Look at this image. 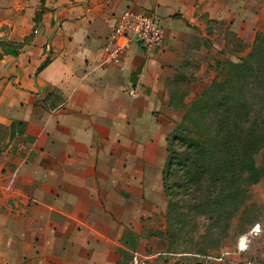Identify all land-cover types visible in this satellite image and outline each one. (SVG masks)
Segmentation results:
<instances>
[{
  "label": "crops",
  "instance_id": "crops-1",
  "mask_svg": "<svg viewBox=\"0 0 264 264\" xmlns=\"http://www.w3.org/2000/svg\"><path fill=\"white\" fill-rule=\"evenodd\" d=\"M127 8L155 17L163 40L152 52L132 43L118 67L103 47ZM215 25L222 46L251 43L264 0H0V264L187 254L154 231L166 136L182 115L174 87L202 48L190 39ZM3 42L22 44L13 55Z\"/></svg>",
  "mask_w": 264,
  "mask_h": 264
},
{
  "label": "trees",
  "instance_id": "trees-1",
  "mask_svg": "<svg viewBox=\"0 0 264 264\" xmlns=\"http://www.w3.org/2000/svg\"><path fill=\"white\" fill-rule=\"evenodd\" d=\"M1 44L5 52L15 55L22 43ZM227 64L222 78L213 80L184 107L166 136L163 191L167 211L176 223L200 225L212 220L229 206L224 203L227 199L241 206L243 186L264 176V152L260 150L264 147V94H260L264 89V34H255L252 50L244 59ZM246 82L257 90L252 104L239 89ZM253 153L263 156L260 169L254 168ZM180 195L188 196L189 202L174 200Z\"/></svg>",
  "mask_w": 264,
  "mask_h": 264
},
{
  "label": "rangeland",
  "instance_id": "rangeland-1",
  "mask_svg": "<svg viewBox=\"0 0 264 264\" xmlns=\"http://www.w3.org/2000/svg\"><path fill=\"white\" fill-rule=\"evenodd\" d=\"M215 26L216 31L213 34L216 36L201 39L202 42L190 39L194 47L202 44V48L198 47L197 51L193 52V62L185 65L183 77L174 87L175 98L172 106L178 112L182 113L184 107L213 80L222 78L228 67L227 61L238 62L252 50L254 39L251 43H243L241 39L229 37L222 46L223 38L218 33L217 25ZM256 33L264 34V27L258 29ZM239 89L247 102L250 101L252 104L253 100L257 99V90L251 86L250 82L241 84ZM260 94H264V89L260 91ZM260 150L264 152V147L263 149L260 147ZM254 153L252 154L254 168L260 169L264 155H254ZM188 199L186 195L174 197V200L183 201L184 204L189 202ZM238 201L241 203L239 207L233 199L225 200L224 203L229 206L218 211L220 214L212 220H206L200 225L194 222L176 223L171 219L173 217L166 208L163 224H160L158 218L157 225L161 228L154 233L166 241L167 252L187 254H168L165 260H163L164 256L158 257H163L164 264H242L246 260L264 264V176L254 183L245 184ZM243 238H246L249 244L245 252L237 248L239 241ZM222 252H226L222 260L207 257H216Z\"/></svg>",
  "mask_w": 264,
  "mask_h": 264
},
{
  "label": "built area",
  "instance_id": "built-area-1",
  "mask_svg": "<svg viewBox=\"0 0 264 264\" xmlns=\"http://www.w3.org/2000/svg\"><path fill=\"white\" fill-rule=\"evenodd\" d=\"M163 31L159 22L153 16L140 10L125 9L116 22L104 45L105 63L121 67L122 55L130 48L132 43H137L147 52H152L162 45ZM127 93L137 97L135 87L127 88ZM248 241L243 238L239 241L237 248L241 252L248 249ZM128 253L124 264H148L158 253L148 254L133 248H124ZM226 252L216 257L207 256L216 260H222ZM242 264H256L252 260H246Z\"/></svg>",
  "mask_w": 264,
  "mask_h": 264
}]
</instances>
